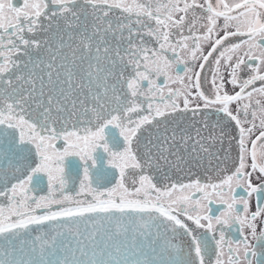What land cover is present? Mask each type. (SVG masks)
<instances>
[{"label": "snow or ice", "instance_id": "snow-or-ice-1", "mask_svg": "<svg viewBox=\"0 0 264 264\" xmlns=\"http://www.w3.org/2000/svg\"><path fill=\"white\" fill-rule=\"evenodd\" d=\"M0 264H264V0H0Z\"/></svg>", "mask_w": 264, "mask_h": 264}, {"label": "flooded vegetation", "instance_id": "flooded-vegetation-1", "mask_svg": "<svg viewBox=\"0 0 264 264\" xmlns=\"http://www.w3.org/2000/svg\"><path fill=\"white\" fill-rule=\"evenodd\" d=\"M204 2V0H200V3H203ZM118 14V13H117ZM198 102V101H197ZM182 106V105H181ZM197 119H199V115L197 116ZM213 120H215L216 118L215 117H213L212 118ZM257 123H259L258 121H257ZM246 127H247V125H246ZM259 128H257L256 130H255V134L253 135V139H255V136L256 135H259ZM250 146V145H249ZM225 147H227V142H225ZM232 155L233 156H235V151H233V153H232ZM229 168H231L232 167V164L231 163H228V165H227ZM255 182V181H254ZM77 187H78V183H77ZM40 194H46V190H45V192H41ZM212 207L213 208H217L218 206L217 205H212ZM189 223V225L191 226V227H193V228H195V225H193L190 221L188 222ZM233 234L235 235V231L233 230ZM177 243H181V245L183 246V244H184V242L183 241H181L179 238L177 239V241H176Z\"/></svg>", "mask_w": 264, "mask_h": 264}, {"label": "rangeland", "instance_id": "rangeland-1", "mask_svg": "<svg viewBox=\"0 0 264 264\" xmlns=\"http://www.w3.org/2000/svg\"><path fill=\"white\" fill-rule=\"evenodd\" d=\"M181 105H182V101H181Z\"/></svg>", "mask_w": 264, "mask_h": 264}]
</instances>
